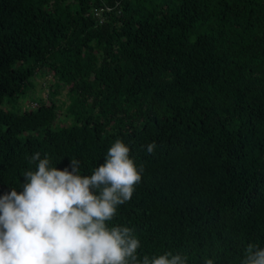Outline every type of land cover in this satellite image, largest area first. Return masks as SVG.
Here are the masks:
<instances>
[{"label":"trees","instance_id":"1","mask_svg":"<svg viewBox=\"0 0 264 264\" xmlns=\"http://www.w3.org/2000/svg\"><path fill=\"white\" fill-rule=\"evenodd\" d=\"M43 73L49 98L23 110ZM117 139L144 170L107 224L133 229L138 259L264 248V0H0V196L36 152L89 176Z\"/></svg>","mask_w":264,"mask_h":264},{"label":"clouds","instance_id":"2","mask_svg":"<svg viewBox=\"0 0 264 264\" xmlns=\"http://www.w3.org/2000/svg\"><path fill=\"white\" fill-rule=\"evenodd\" d=\"M155 147L148 144L147 152ZM30 163L36 169L24 172L23 191L0 196V264H187L186 256L171 252L141 261L133 229L108 226L117 206L131 200L144 170L120 139L89 176L79 174L75 159L71 171L51 166L39 152ZM242 264H264V248L249 244Z\"/></svg>","mask_w":264,"mask_h":264},{"label":"rangeland","instance_id":"3","mask_svg":"<svg viewBox=\"0 0 264 264\" xmlns=\"http://www.w3.org/2000/svg\"><path fill=\"white\" fill-rule=\"evenodd\" d=\"M36 88L34 91L31 93H28L27 96L24 98H20V105L23 106V110H27L33 107V104H37L36 101H33L35 99L47 101L49 98V94L51 93L52 85H53V76L50 74H40L36 78ZM62 90L58 95H57V101L58 104L61 106L60 113H59V118L62 119L64 122L61 123V125H68L70 124V121L65 118V110H66V105L68 104L66 94L67 92V87H63ZM8 110L13 108V105H4Z\"/></svg>","mask_w":264,"mask_h":264},{"label":"built area","instance_id":"4","mask_svg":"<svg viewBox=\"0 0 264 264\" xmlns=\"http://www.w3.org/2000/svg\"><path fill=\"white\" fill-rule=\"evenodd\" d=\"M111 10V8L105 6V7H97L94 9L93 13L94 15L98 18L99 23H103L105 21V12H109ZM38 107V103L37 104H33L32 108H36Z\"/></svg>","mask_w":264,"mask_h":264}]
</instances>
